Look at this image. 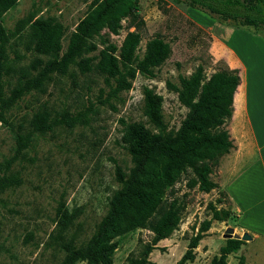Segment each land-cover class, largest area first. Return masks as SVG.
Returning <instances> with one entry per match:
<instances>
[{"label": "rangeland", "instance_id": "374dc122", "mask_svg": "<svg viewBox=\"0 0 264 264\" xmlns=\"http://www.w3.org/2000/svg\"><path fill=\"white\" fill-rule=\"evenodd\" d=\"M138 1V15L144 26L137 54L141 56L147 41L157 36L170 42L172 53L154 70L153 76L137 73L131 88L117 97L111 95L102 76L93 71L80 72L76 63L81 56L68 65L66 74L51 75L52 80L45 82V93L34 89L12 97L20 71L38 57L29 49L32 24L39 19L59 23L63 29V54L70 35L89 12L93 0H18L0 16L5 37L0 42V96L4 101L3 109L0 108V178L5 175L14 179L0 191V264H59L63 253L57 237L63 212L68 215V223L61 232L65 239L74 236L76 241L86 242L106 215L112 192L120 188L116 166L127 172L133 165L123 143V131L128 123L146 121L143 89L147 87L162 96L164 121L169 130H176L188 109L180 104L177 92L169 85L180 87V78L188 77L198 65H203L208 76L233 62L224 31L235 28L218 24L173 0ZM122 25L118 35L102 30V38L120 48L126 34L134 31L125 21ZM236 30L255 35L246 29ZM255 36L264 43L262 35ZM101 40L93 36L89 42L97 49L83 57L97 56L105 48ZM233 41L239 42L238 38ZM249 43L235 46L246 59L249 85L253 88L257 76L264 80V52L262 45ZM249 51L252 54L248 55ZM40 58L44 62L51 59ZM43 110H48L50 117L67 111L80 115L81 120L73 127L62 124L47 132L33 130L30 147L15 159L18 128L21 127L20 133L32 131L31 123ZM10 159L14 161L7 168ZM210 178L217 188L201 192L198 185L191 186L195 176L187 169L173 188L166 190L164 198L176 200L184 208L176 229L149 254L151 263L176 264L202 223L208 220L215 234L209 235V228L194 249V258L185 264H210L219 256L225 231L232 222L230 202L219 184V164ZM213 209L225 211L229 217L225 221L213 220ZM153 238L147 225L120 236L112 264H130ZM263 246V238L249 245L253 251ZM241 249L228 255L226 263H244Z\"/></svg>", "mask_w": 264, "mask_h": 264}, {"label": "trees", "instance_id": "16d2710c", "mask_svg": "<svg viewBox=\"0 0 264 264\" xmlns=\"http://www.w3.org/2000/svg\"><path fill=\"white\" fill-rule=\"evenodd\" d=\"M18 0H0V16L12 8ZM201 12L218 24L235 29H246L264 37V0H173ZM138 0H93L89 12L79 21L70 35L66 51L61 54L62 26L53 19H39L31 26L29 49L38 55L32 64L20 71L12 97L18 98L24 92L37 90L46 92L47 81L52 74L64 75L75 57L81 56L76 66L81 73L96 72L102 76L110 88L111 95L117 97L132 86L137 73L153 76L156 68L170 57V42L157 36L145 45L143 54H137L141 41L140 31L144 21L138 15ZM122 21L133 32H128L120 46L108 43L101 32L106 29L118 35L123 28ZM101 37L105 48L97 56L83 57L97 48L89 40ZM0 28V42L4 41ZM50 57L44 62L40 57ZM35 72V73H33ZM240 83L237 70L218 69L205 74L203 65H198L188 76L180 78V87L169 85L178 94V101L188 109L180 126L169 130L162 113L163 98L152 89H143V115L145 122H131L125 125L123 143L131 157L132 167L127 172L116 166V180L120 188L113 191L108 199L106 215L96 225L86 242H78L75 237L65 239L62 231L68 223L67 212H63L57 237L58 248L63 253L59 264H112V253L117 247V238L144 228L153 232L152 243L146 245L137 259L130 264H153L148 260L154 246L170 236L179 224L182 205L164 198L166 190L172 189L180 174L190 170L195 179L191 186L198 185L201 192L209 193L217 188L211 180L220 158L234 147L227 129L233 112V96ZM4 101L0 96V108ZM81 120L65 111L50 117L43 110L33 120L32 131L16 133L18 155H24L30 147L31 132H47L54 126L73 127ZM14 160L7 162V168ZM13 178H0V191L13 182ZM230 216V214H229ZM225 211L213 209V220L225 221ZM211 221L202 223L199 232L191 239L187 250L176 264H185L194 258L198 246ZM245 242L226 239L219 249V256L210 264H227L226 257L235 254ZM240 264H244L240 262Z\"/></svg>", "mask_w": 264, "mask_h": 264}, {"label": "crops", "instance_id": "0c3cea01", "mask_svg": "<svg viewBox=\"0 0 264 264\" xmlns=\"http://www.w3.org/2000/svg\"><path fill=\"white\" fill-rule=\"evenodd\" d=\"M224 35L233 54V62L224 69L237 70L240 83L227 126L234 147L219 160V184L230 202V218L235 217L229 218L234 239L241 240L244 234L251 237L241 245L244 264H264V246L259 251L249 247L255 240L264 239V80L257 76V82L250 88L246 59L235 46L250 41L257 47L262 45L264 52V43L258 36L236 29L225 30ZM235 38L239 42L233 41ZM207 233L215 234L213 227Z\"/></svg>", "mask_w": 264, "mask_h": 264}, {"label": "water", "instance_id": "95a60500", "mask_svg": "<svg viewBox=\"0 0 264 264\" xmlns=\"http://www.w3.org/2000/svg\"><path fill=\"white\" fill-rule=\"evenodd\" d=\"M234 238H235V236L233 235V229L232 228L226 229L225 234H224V239L226 240V239H234ZM250 239H251V237L247 234H244L241 237L242 241H247Z\"/></svg>", "mask_w": 264, "mask_h": 264}]
</instances>
